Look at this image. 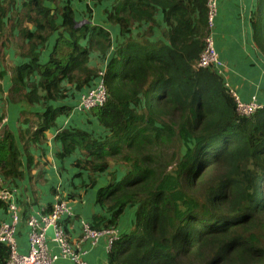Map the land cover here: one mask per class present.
Wrapping results in <instances>:
<instances>
[{"label":"trees","instance_id":"obj_1","mask_svg":"<svg viewBox=\"0 0 264 264\" xmlns=\"http://www.w3.org/2000/svg\"><path fill=\"white\" fill-rule=\"evenodd\" d=\"M207 2L123 0L107 12L109 22L122 35H131L136 24L149 29L114 47L108 30L79 25L70 6L52 10L46 0H26L17 11L15 0H0V68L15 30L16 46L30 59L11 69V103L32 108L64 99L65 81L79 92L91 88L100 71L88 67L90 53L106 56L113 48L104 76L107 101L91 111L109 135L63 130L56 138L63 147L59 158L79 150L84 158L76 167L92 177L107 172L110 161L126 167L122 179L113 175L97 193L110 218L91 224L96 230L116 227L127 209L136 210L132 230L109 253L110 264H264V108L240 116L220 76L194 69L209 33ZM159 12L166 27L161 35ZM251 23L264 56V0H257ZM55 34L50 59L41 64L40 50ZM70 110L48 106L33 113L36 129L28 138L0 137V174L23 180L19 144L30 168L28 142H44ZM8 257L9 248L0 244V264Z\"/></svg>","mask_w":264,"mask_h":264},{"label":"crops","instance_id":"obj_2","mask_svg":"<svg viewBox=\"0 0 264 264\" xmlns=\"http://www.w3.org/2000/svg\"><path fill=\"white\" fill-rule=\"evenodd\" d=\"M24 1L26 0H15L14 9L21 10ZM121 1L123 0H46L45 6L52 10L70 6L76 13V21L79 25L89 23L103 27L110 32L114 47H116L129 37L138 40L140 28L146 32L149 29L148 25L140 27L139 24H136L130 28L131 35H122L120 26L110 23L107 14L115 9ZM256 6L257 0H220L213 35L219 56L227 64L225 80L230 84L232 90L242 102L248 103L256 100L264 107V56L253 41L251 23ZM89 9L92 11L91 16L88 12ZM157 20L162 22L164 28L162 12L157 14ZM59 21L61 22V20ZM28 27L31 32L36 31L33 25L29 24ZM18 36L19 31L15 30L16 41L9 48L4 49L5 59L0 68V73H6L0 80V137L9 132L18 140L23 134L28 138V133L36 129L37 117L34 116L36 115L33 114L34 112L44 113L48 106L71 108L67 114L57 118L55 128L45 133L44 142H28V155L33 161L30 168L27 166L26 150L21 143L19 144L23 155L24 167L22 170L25 178L23 180L5 179L7 187L16 192L17 203L20 207L21 221L17 233L18 250L21 253L29 251L27 219L30 216H37L38 213H47L54 204L63 200L69 203L74 215L72 219L64 220V226L70 241L74 246L80 248L77 249L78 251L85 253L83 259L88 264H110L107 240L102 238L96 245L82 241L81 221L85 220L93 224L96 223L94 220L97 217L110 218L109 212L97 203V193L100 188L109 185L113 175L119 180L122 179L126 167L110 161V169L107 172L92 177L88 172L81 171L76 167L77 161L84 158L79 150L62 160L59 158L63 147L56 138L63 130H80L97 138L109 135V132L103 129L91 112L76 110L83 94L90 89L89 87L79 92L75 85H70L65 81L62 83L66 91L64 99L42 102L32 108L25 103L10 102L11 69L23 66L30 61L29 58L22 55L21 50L16 46ZM57 36L58 34L52 36L46 46L40 50L41 64L48 63ZM153 39H157V37ZM82 44L87 46V41H82ZM112 52L113 48L106 56H102L99 52L90 53L88 67L105 71L114 54ZM32 79L38 81L39 77L35 76ZM93 181L96 182L94 185ZM135 214V209H127L120 217L116 228L121 235L132 230L136 219ZM9 220L10 214L7 207L0 206V223ZM51 246L55 245L51 244ZM55 264L75 263L69 260H59Z\"/></svg>","mask_w":264,"mask_h":264},{"label":"built area","instance_id":"obj_3","mask_svg":"<svg viewBox=\"0 0 264 264\" xmlns=\"http://www.w3.org/2000/svg\"><path fill=\"white\" fill-rule=\"evenodd\" d=\"M219 2L220 0H208L207 2L209 33L204 39L205 45L199 60L193 67L196 70L210 69L217 73L230 94L235 98L238 114L242 117L250 118L264 107L257 103L256 100L248 103L242 102L225 80L227 64L219 56L213 35L219 12ZM104 76L105 71H100L98 79L83 94L76 110L91 112L106 103L108 93ZM0 202L6 205L10 214L8 222L0 223V244L9 248V257L6 264H55L59 260H69L75 264H88L83 259L85 253L77 250L80 248L74 246L70 241L64 226V220L67 218L72 219L74 216L67 201L61 200L54 204L47 213H38L37 216H30L27 219V226L29 227V251L27 253H21L18 250L17 233L21 214L16 199V192L7 187L6 180L2 175L0 176ZM81 228L82 241L96 245L100 239L105 238L109 253L114 243L121 238V234L116 227L96 230L89 222L82 220ZM51 244L55 246L53 247Z\"/></svg>","mask_w":264,"mask_h":264},{"label":"rangeland","instance_id":"obj_4","mask_svg":"<svg viewBox=\"0 0 264 264\" xmlns=\"http://www.w3.org/2000/svg\"><path fill=\"white\" fill-rule=\"evenodd\" d=\"M98 13V12H97ZM91 13H89V15H90ZM91 16V15H90ZM87 19H88V17H86ZM92 22H94V21H92ZM164 29H165V27L164 28H162L159 32H158V35H161L162 34V31H164ZM144 30L143 29H141L140 28V30H139V32L138 33H142ZM138 33H136V34H138Z\"/></svg>","mask_w":264,"mask_h":264}]
</instances>
